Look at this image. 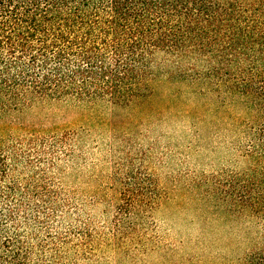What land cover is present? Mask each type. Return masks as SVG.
Here are the masks:
<instances>
[{
  "label": "trees",
  "instance_id": "1",
  "mask_svg": "<svg viewBox=\"0 0 264 264\" xmlns=\"http://www.w3.org/2000/svg\"><path fill=\"white\" fill-rule=\"evenodd\" d=\"M161 81L252 115L245 171L214 194L251 230L213 264H264V0H0V117L55 100L136 112ZM82 132L0 133V264H83L107 245L62 181Z\"/></svg>",
  "mask_w": 264,
  "mask_h": 264
},
{
  "label": "rangeland",
  "instance_id": "2",
  "mask_svg": "<svg viewBox=\"0 0 264 264\" xmlns=\"http://www.w3.org/2000/svg\"><path fill=\"white\" fill-rule=\"evenodd\" d=\"M152 92L140 111L117 116L110 107L89 111L55 100L0 117L2 134L84 131L77 165H67L62 181L93 231L109 240L83 264H213L217 255L239 253L251 230L214 195L245 171L250 112L166 81ZM115 223L124 250L110 244Z\"/></svg>",
  "mask_w": 264,
  "mask_h": 264
}]
</instances>
